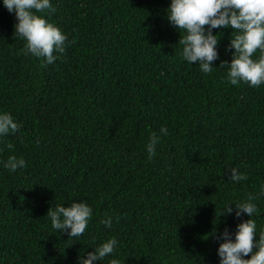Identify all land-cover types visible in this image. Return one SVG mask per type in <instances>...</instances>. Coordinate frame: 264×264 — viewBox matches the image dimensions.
Masks as SVG:
<instances>
[{"label":"trees","instance_id":"1","mask_svg":"<svg viewBox=\"0 0 264 264\" xmlns=\"http://www.w3.org/2000/svg\"><path fill=\"white\" fill-rule=\"evenodd\" d=\"M50 3L35 14L67 39L48 64L23 54L15 12L0 0V114L20 125L0 135V264H79L111 238L114 252L92 264H220L222 234L235 242L237 225L250 219L237 217L234 203L250 194L258 240L264 83L228 81L235 30L212 29L218 58L203 73L182 57L186 32L167 19L171 0ZM153 133L160 139L149 158ZM12 155L27 167L5 168ZM232 168L248 178L231 181ZM74 202L92 215L69 237L47 212ZM226 204L233 212L220 215Z\"/></svg>","mask_w":264,"mask_h":264},{"label":"clouds","instance_id":"2","mask_svg":"<svg viewBox=\"0 0 264 264\" xmlns=\"http://www.w3.org/2000/svg\"><path fill=\"white\" fill-rule=\"evenodd\" d=\"M3 4L9 12H15L18 21L15 32L26 40L25 48L22 49L24 55L43 57L51 64L57 59L54 52L64 53L66 36L46 19L35 14L52 10L50 0H3ZM168 13L167 19L170 23L186 32L178 41L183 46L184 60L190 64L197 63L203 73H211V62L218 58L216 47L219 40L217 35L212 34V29L230 26L236 35L230 40V47L235 51L231 62L227 64L228 81L232 85L243 81L254 87L264 83V0H171ZM205 26H208L207 32ZM257 50L261 55L254 61L251 57ZM223 65L225 64L222 62L220 67ZM19 127L10 114H0V135L14 133ZM160 132L167 135L166 128H161ZM159 139L155 133L151 135L150 142L146 145L149 158L155 156V146ZM8 147L11 148L12 145L9 144ZM4 167L15 172L17 169L26 168L27 164L22 157L12 155ZM227 173L233 182L248 178L235 168L229 169ZM260 195H264V186L261 187ZM256 199L258 196L250 194L247 202L234 203L235 215L239 217L243 211L250 219L237 225L235 242L228 239L227 231L222 234L225 242L217 250L220 264H264V231H261L257 240L256 224L251 219L257 212V206L252 202ZM229 204L223 207L225 211L220 212V215L233 212L228 207ZM47 215L53 229L59 232L70 230L69 237H78L84 233L92 210L86 203L74 202L68 207L57 206L55 210L49 208ZM102 223L105 227H111V218ZM116 245L115 238L108 239L94 252H88L86 259L81 257L79 264H92L93 261L103 260L114 252ZM254 247L256 251L253 253ZM249 255L250 259H242V256ZM109 264H120V261L111 259Z\"/></svg>","mask_w":264,"mask_h":264}]
</instances>
